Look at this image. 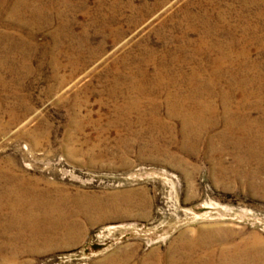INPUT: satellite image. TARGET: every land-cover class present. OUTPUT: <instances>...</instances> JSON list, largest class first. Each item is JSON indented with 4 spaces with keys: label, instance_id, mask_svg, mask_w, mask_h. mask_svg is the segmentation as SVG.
<instances>
[{
    "label": "rangeland",
    "instance_id": "374dc122",
    "mask_svg": "<svg viewBox=\"0 0 264 264\" xmlns=\"http://www.w3.org/2000/svg\"><path fill=\"white\" fill-rule=\"evenodd\" d=\"M9 188L0 264H264V0H0Z\"/></svg>",
    "mask_w": 264,
    "mask_h": 264
},
{
    "label": "bare ground",
    "instance_id": "6f19581e",
    "mask_svg": "<svg viewBox=\"0 0 264 264\" xmlns=\"http://www.w3.org/2000/svg\"><path fill=\"white\" fill-rule=\"evenodd\" d=\"M193 118H198V116L187 117L185 119V123L188 124L190 122V120L193 119ZM227 125H229L232 128V130H230V131H232L233 133H234L235 129L246 127L244 125L241 126L240 124H238L237 121L234 120L232 116L228 117ZM222 138H224V137H222ZM10 188L8 190L5 189L4 191H2L0 193V195H4V197H7V199L3 198V203H1V201H0V212H2L5 209H11L12 211H17V212H18L17 209H22L25 212H28V211L33 212L34 209H36V207L38 206V202H37V200L35 198H33V197L31 198L30 195H26L25 193H22L19 190L17 191L15 189H10ZM11 210H10V212H11ZM12 213L14 214V212H12ZM28 213H30V212H28ZM13 214H11V215H13ZM20 217H21V215H20ZM19 219H21V218H19Z\"/></svg>",
    "mask_w": 264,
    "mask_h": 264
}]
</instances>
